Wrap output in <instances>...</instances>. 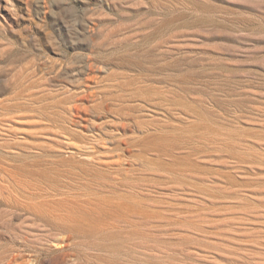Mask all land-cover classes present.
Masks as SVG:
<instances>
[{"label": "rangeland", "instance_id": "374dc122", "mask_svg": "<svg viewBox=\"0 0 264 264\" xmlns=\"http://www.w3.org/2000/svg\"><path fill=\"white\" fill-rule=\"evenodd\" d=\"M0 264H264V0H0Z\"/></svg>", "mask_w": 264, "mask_h": 264}, {"label": "bare ground", "instance_id": "6f19581e", "mask_svg": "<svg viewBox=\"0 0 264 264\" xmlns=\"http://www.w3.org/2000/svg\"><path fill=\"white\" fill-rule=\"evenodd\" d=\"M4 1H6L7 2V0H4ZM87 206V205H86ZM85 206V207H86ZM88 208V207H87ZM84 209V208H83ZM88 210V209H87ZM82 211V210H81ZM82 213V212H81ZM100 215V214H99ZM68 218V217H67ZM72 219V218H71ZM94 221V220H93ZM100 223V222H99ZM62 224V223H61ZM109 227V226H108ZM104 229V228H103ZM79 231V230H78ZM108 231V230H107ZM114 233V232H113ZM104 235V234H103ZM63 236V235H62ZM68 236V235H67ZM61 237V236H60ZM59 237V238H60ZM65 237V236H64ZM63 238V237H62ZM64 239V238H63ZM104 242H106V241H104ZM54 244V243H53ZM64 245V244H63ZM55 246V245H54ZM53 246V247H54ZM58 246V245H57ZM54 250L56 251V254L52 257V260L54 261V262H56V263H64L65 262V255L66 254H64L63 253V251H61V250H58V249H55V247H54ZM104 259V258H103Z\"/></svg>", "mask_w": 264, "mask_h": 264}]
</instances>
